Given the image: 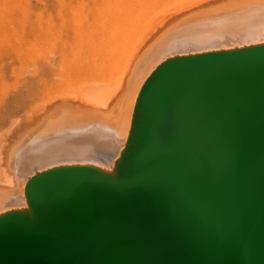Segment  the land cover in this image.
<instances>
[{"label":"water","instance_id":"95a60500","mask_svg":"<svg viewBox=\"0 0 264 264\" xmlns=\"http://www.w3.org/2000/svg\"><path fill=\"white\" fill-rule=\"evenodd\" d=\"M25 193L0 264H264V41L169 57L113 170L56 165Z\"/></svg>","mask_w":264,"mask_h":264},{"label":"bare ground","instance_id":"6f19581e","mask_svg":"<svg viewBox=\"0 0 264 264\" xmlns=\"http://www.w3.org/2000/svg\"><path fill=\"white\" fill-rule=\"evenodd\" d=\"M38 1L44 7L49 8V0ZM202 1L179 0L173 4H170L169 1L165 2L166 6L163 4L165 7L159 5L155 9L148 7L150 5L141 8L136 2H127L125 8L121 9L123 12L126 11L125 13L129 16L127 26H124L126 19L125 24L121 25V28L123 26L127 30H121V28L119 30L124 31L121 32L122 37L125 38V43H128L124 44L126 48L124 49L122 43L117 42L119 45L121 44L118 47L124 49L121 51L125 52L123 53L125 56L123 55L122 61L120 60L121 65L118 60L114 61V64L110 63L115 68L118 67L116 68L118 71L111 75V80H113L106 83V80H102L103 82L100 80V82L89 79V84H87L88 82L85 81L87 79H85L82 81L86 84L83 86V95L78 94V91V95L75 93L77 98L80 96L84 98L83 100L90 104L87 105L90 108L83 109L86 107L85 104L79 110L74 107L65 108L60 116L50 118L49 122L43 124L44 126L39 131L37 128L28 139H22V143L19 141L20 146L17 144L16 150L10 151L11 155L8 154L9 159L6 160L10 168L6 167L12 170L10 172L14 170L16 175L10 173L5 167V163H2L5 153L2 155L1 148L3 147H0V184L7 186L6 188L0 187V213L13 208L29 207L25 186L28 179L39 170L71 163H91L113 170L115 162L128 140L135 106L142 86L155 68L169 57L264 41V0H215L213 3V0ZM32 2L31 0H0V10H6L3 13L0 11V21L4 23L7 15L12 18L15 17L13 15L25 13L23 9L31 8L33 11ZM20 8L23 12L13 13L15 10L20 11ZM29 9L28 13L24 14L25 16L26 14L30 15L26 18L34 14V11L31 14ZM8 10L14 11L7 12ZM121 10L119 9V11ZM172 10L174 11L170 14L169 11ZM143 13H146L148 17H143ZM24 15L17 17L23 18ZM34 15H36L34 18L37 17L35 18L37 21H40L41 19H38L44 16L37 13ZM3 18L5 19L3 20ZM34 18L30 19L34 22ZM45 20L43 21L46 22ZM47 22L49 21L47 20ZM9 27L12 28L11 25ZM118 27L114 31H117ZM18 34L16 36L24 35H21L20 32ZM103 58L105 61L107 60L106 57L103 56ZM104 60H102L103 66H100L105 68ZM117 63L118 66H116ZM115 68L113 69L115 70ZM58 72L61 74L62 71ZM63 72L65 73V71ZM68 74H70L69 71ZM94 76L92 78L96 79L95 73ZM81 85L83 84L81 83ZM120 88L124 92L118 93L122 97L119 100L117 96L120 105L119 109L115 111L112 106L116 100L115 94ZM74 91L76 92V89ZM21 96L18 97L22 99L23 96ZM20 99L15 97L16 101ZM15 100L14 102H16ZM119 102L117 101V104Z\"/></svg>","mask_w":264,"mask_h":264},{"label":"rangeland","instance_id":"374dc122","mask_svg":"<svg viewBox=\"0 0 264 264\" xmlns=\"http://www.w3.org/2000/svg\"><path fill=\"white\" fill-rule=\"evenodd\" d=\"M31 1H33L32 4L34 5L32 8L34 14L44 15L40 18L38 16V20L41 19L40 21L35 19L37 17L34 18L36 15L31 13L33 12L31 8L28 9L33 16L29 18H26V16H30L29 14L24 15L28 13V9H26L27 11L23 9L25 13H21L23 10L20 8V11L15 9V11H11H14L13 13H21L20 15L17 14V16L24 15L23 18L13 15L15 17L11 18L9 16L10 19L7 15V17L4 16L6 17L4 21L6 25L0 21V35H3L0 36V147H3L1 148L2 155L5 153L4 158L6 157L5 159L2 158V161H4L2 163H5V167L7 166L8 168L10 167L6 160L8 161L9 155H11L9 153L13 149L16 150L20 143L23 142L21 140L28 139L37 128L39 131L45 123L49 122L50 118L60 116L65 108L74 107L79 110L84 107V104L86 107L83 109L90 108L87 106L90 104L80 96L83 95V86L86 85L82 81L87 79L88 81H85L89 84V79L91 81L93 79L106 80V83H110L113 80H111V75L118 71V69L116 70L118 67L115 68L112 64L116 60L122 61V56L125 52L121 50L126 49L124 44L128 43H125V38L122 37L121 33L124 32L121 31L124 29L123 26L121 28V25L125 24V19L126 25L124 26H127L129 21L126 11L123 12L121 10L125 8L124 6H126L127 2H136L141 8L145 7V5H150L148 7L155 9L159 5L165 7V2L168 3L170 1V4H173L179 0H49V8L44 7L38 0ZM5 11L2 10L1 13ZM11 11L8 10L7 12ZM173 11H169V13L172 14ZM39 12L44 14H39ZM43 17L45 18L43 19ZM143 17L147 18L148 15L143 13ZM30 18H34L37 22H33ZM46 18L49 22L45 20ZM14 19L15 22H13ZM10 25L14 30L16 29L15 32L9 27ZM104 27L106 28L104 29ZM116 27H118L117 31H114ZM120 28L121 30H119ZM19 32L24 35L16 36L19 35ZM117 42L122 43L124 49L119 48L121 44L119 45ZM98 56H101V58ZM103 56L106 57V61ZM86 57L89 58L87 59ZM102 60L105 61V68L100 66H103ZM121 61L118 62L120 65L122 64ZM110 63L112 64L110 65ZM118 63L116 66H118ZM68 67L76 71H70L71 69ZM100 67L103 69L101 70ZM106 68L107 73L105 72ZM59 70L65 71V73L63 72L62 74L61 72L60 74ZM68 71L70 74H68ZM94 73L97 75L96 79L92 78ZM50 79L51 81H49ZM75 89L76 92L74 91ZM121 92H124L122 88L118 89L115 94L116 100L112 106L115 111L119 109V100L122 97L120 96ZM75 93L80 94V97L77 98L78 96H75ZM16 96L19 99L20 97L18 96H21L22 99L17 100V102L15 100ZM117 96L119 100H117ZM23 98L26 99L23 100ZM117 101L119 102L118 104ZM19 141L21 142L19 143ZM17 144L19 145L16 147ZM10 171L12 170L10 169ZM10 173L16 175L14 170ZM0 185L1 188L7 187Z\"/></svg>","mask_w":264,"mask_h":264}]
</instances>
